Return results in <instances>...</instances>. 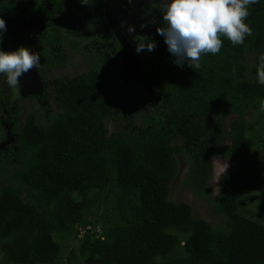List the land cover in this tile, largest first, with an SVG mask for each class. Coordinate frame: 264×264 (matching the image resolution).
<instances>
[{"label": "trees", "instance_id": "obj_1", "mask_svg": "<svg viewBox=\"0 0 264 264\" xmlns=\"http://www.w3.org/2000/svg\"><path fill=\"white\" fill-rule=\"evenodd\" d=\"M249 10L253 35L242 46L222 37L220 53L203 56L199 69L178 66L160 45L143 51L162 101L138 127L107 129L125 94L109 83L107 62L47 90L56 106L48 123L27 114L7 146L14 167L8 183L0 180V264H264V222L239 209L246 156L264 164V85L256 72L264 0ZM232 115L224 132L220 123ZM177 153L189 156V176L205 197L209 156L241 164L222 174L212 202L228 219L226 231L170 200ZM72 229L82 232L80 256L72 248L63 258L59 238ZM179 245L183 254H175Z\"/></svg>", "mask_w": 264, "mask_h": 264}, {"label": "flooded vegetation", "instance_id": "obj_2", "mask_svg": "<svg viewBox=\"0 0 264 264\" xmlns=\"http://www.w3.org/2000/svg\"><path fill=\"white\" fill-rule=\"evenodd\" d=\"M158 2L159 0H92L85 5L80 0H0V17L7 26L0 50L9 52L26 47L31 52L40 53L43 68L31 70L34 78L43 77L46 72H59L58 69L67 60L62 58V54H67L68 61L75 55L73 59L79 57L85 63L86 69L81 73L57 75L55 82L86 73L98 61L107 62L114 73V79L109 83L115 91L124 92L117 83L121 69L116 66L115 60L119 56L118 45L122 48L119 56L122 62L127 59L131 45L132 54L137 56L149 82L155 85L148 67L141 59L143 51L136 53L135 49L136 44L147 42L146 36L165 49L166 57L171 55L164 37L156 32L157 27L164 23L162 13L156 14L158 5L154 7ZM130 25L135 27V32L131 34L128 32ZM133 66L136 67L137 64ZM128 69L136 71L132 67ZM36 82L38 85L35 95L40 99L48 98L46 92L55 82L47 86H43L38 80ZM40 91L42 94H37ZM27 94L20 80L17 87L10 88L6 76L0 74V123H12V100ZM14 132L13 128L4 137L7 139Z\"/></svg>", "mask_w": 264, "mask_h": 264}, {"label": "rangeland", "instance_id": "obj_3", "mask_svg": "<svg viewBox=\"0 0 264 264\" xmlns=\"http://www.w3.org/2000/svg\"><path fill=\"white\" fill-rule=\"evenodd\" d=\"M157 5L160 7L159 4H155L154 7L156 8ZM158 7L156 14L161 15ZM140 32L143 31L140 30ZM133 39L134 37L131 41H133ZM121 50L122 48L118 45L119 56L122 54V52H120ZM62 55V58H67V60L63 62V67L58 69L59 72H46L43 77H36V79L43 86L54 84L55 79L58 77L57 75L64 73L76 75L86 69L85 63L79 57L73 59L75 55H72V57H70V61H68L67 54ZM119 56L115 60L116 66L121 69L119 74L120 78L117 80V83L120 86L119 88L124 90L125 94L123 97H119V106L116 109L117 112L114 117L106 121V126L109 132L121 127L134 128L140 126L143 123L142 121L144 116L151 113V105L162 101L159 93L157 92L156 86L151 84L146 77L145 70L142 68L137 56L132 54L131 45L130 53L126 60L122 62ZM134 64H137V66H133ZM131 67L136 69V71L128 69ZM39 68H43L41 62ZM41 90L43 91V89ZM42 91L37 94H42ZM35 94L36 93H28L27 95H22L21 97L17 96L12 100L11 111L13 120L10 125L15 124L14 126L0 123V180L3 184L8 183L5 173L7 170H11L14 167L11 164L12 157L7 154L9 152L7 150V146L14 142L18 124L22 123L27 114L33 113L36 117L37 123L45 125L48 123L47 114L50 112V109L56 108L51 98L43 97V99H40V97ZM234 117L235 115L228 116L220 123L224 132L228 131L229 122ZM200 126L203 127L201 124ZM13 128L15 129L14 134H9L6 139L4 135L10 133ZM224 141L226 145L229 144V138H225ZM176 160L177 172L170 184V200L189 203L192 207V214L195 218L204 219L215 231H226L228 229V219L226 215L217 213L214 210L212 202L217 197L221 189V178L224 163L227 161L229 165L227 171L237 170L241 166L239 161L234 158L231 159L213 154L207 158L205 167H202L205 173V178L203 180L205 189L203 191L206 192V197L209 198L207 199L200 193V191H198L199 188L194 186L196 183L193 182L189 176L191 170V160L189 156L177 153ZM244 164L245 167L242 169L243 171L241 177L242 184L239 209L246 216H249L257 221L264 222V164L258 160L257 156L253 157L250 154L246 156ZM101 213L102 212H100V214ZM95 227L99 228L100 226L96 225ZM72 233L74 234L73 229L63 233L61 235V239L59 238L63 258L68 255L72 248H74L75 255L80 256V246L78 240L81 237L80 235L82 232H79L77 237L73 236ZM179 238L183 243L186 235L179 234ZM181 245L177 247L175 254L184 253Z\"/></svg>", "mask_w": 264, "mask_h": 264}, {"label": "clouds", "instance_id": "obj_4", "mask_svg": "<svg viewBox=\"0 0 264 264\" xmlns=\"http://www.w3.org/2000/svg\"><path fill=\"white\" fill-rule=\"evenodd\" d=\"M80 2L87 5L92 0ZM257 3L259 0H159L164 23L157 27L156 32L164 37L167 50L175 57V64L180 67L187 64L191 69H199L203 56L220 53L222 37L227 38L233 46H242L246 38L253 35L246 20L251 14L250 6ZM6 31V22L0 17V43ZM128 32L134 33L135 27L130 25ZM145 40L147 42L136 44V53L155 50L156 42L146 36ZM40 60V53L31 52L26 47L9 52L0 50V74L6 76L10 88H15L20 77L33 68L39 69ZM256 72L258 82L264 85V53L259 56ZM261 110L264 111V103ZM228 167L226 161L224 174Z\"/></svg>", "mask_w": 264, "mask_h": 264}, {"label": "water", "instance_id": "obj_5", "mask_svg": "<svg viewBox=\"0 0 264 264\" xmlns=\"http://www.w3.org/2000/svg\"><path fill=\"white\" fill-rule=\"evenodd\" d=\"M20 83L26 93H34L37 88V79L34 78L32 71L24 74L20 77Z\"/></svg>", "mask_w": 264, "mask_h": 264}]
</instances>
